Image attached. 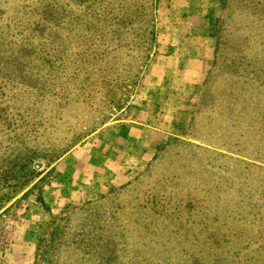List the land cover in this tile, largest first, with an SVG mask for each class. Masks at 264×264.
Masks as SVG:
<instances>
[{
	"label": "rangeland",
	"instance_id": "obj_1",
	"mask_svg": "<svg viewBox=\"0 0 264 264\" xmlns=\"http://www.w3.org/2000/svg\"><path fill=\"white\" fill-rule=\"evenodd\" d=\"M16 5L0 264H264V0Z\"/></svg>",
	"mask_w": 264,
	"mask_h": 264
},
{
	"label": "trees",
	"instance_id": "obj_2",
	"mask_svg": "<svg viewBox=\"0 0 264 264\" xmlns=\"http://www.w3.org/2000/svg\"><path fill=\"white\" fill-rule=\"evenodd\" d=\"M4 6L2 5L0 8L2 11H0V14L5 13L4 11H9L13 8H15L16 6V2H18V0H13L12 4L10 3L9 5H7L8 0H2ZM37 3V2H36ZM1 4V2H0ZM49 5V4H47ZM55 11V7H45L42 8L40 5H37L33 8H31L29 11H25L22 16L20 17H11L8 16L5 18H0V78L4 77V72L3 70L6 68V72H11L13 71L14 73L17 71V64L21 65L24 63L25 60V56H20L19 53L15 55V57H13L14 55H6L3 56L2 53V44H5L7 46V48L9 50L13 49L14 47H10L9 45L12 44L13 41L8 42L6 41V37H4V35H9L10 32L13 33L14 31L17 30V34L21 33V35L26 34L28 36H32V38L36 37L37 39L40 36V33L46 28V24H45V17L49 16L50 20L53 21L54 18L52 19V17H55L54 14ZM12 16H17L13 15L11 12L9 13ZM23 20H19L20 18H23ZM9 23L6 24H2V22L5 21H10ZM16 20L17 22L13 21ZM19 20V21H18ZM16 24V26H15ZM26 41V37H22L21 38V43H25ZM22 46V45H21ZM16 47V46H15ZM15 61H19L18 63H16ZM11 78L10 74H7L4 78ZM12 78H14V80H12L13 84H15V80H18L17 82L19 83L20 78L19 75L17 74H13ZM2 81V80H1ZM10 81V80H9ZM205 96L206 93H204V96L202 98V103L205 101Z\"/></svg>",
	"mask_w": 264,
	"mask_h": 264
},
{
	"label": "crops",
	"instance_id": "obj_3",
	"mask_svg": "<svg viewBox=\"0 0 264 264\" xmlns=\"http://www.w3.org/2000/svg\"><path fill=\"white\" fill-rule=\"evenodd\" d=\"M190 62L194 63L195 67H199L197 66V62H202L200 59H197V57H193L192 60H189ZM200 73V72H199ZM201 74V73H200ZM203 81V80H202ZM201 81V82H202Z\"/></svg>",
	"mask_w": 264,
	"mask_h": 264
}]
</instances>
